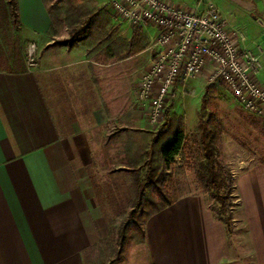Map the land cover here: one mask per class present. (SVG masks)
Returning <instances> with one entry per match:
<instances>
[{"label": "crops", "instance_id": "0c3cea01", "mask_svg": "<svg viewBox=\"0 0 264 264\" xmlns=\"http://www.w3.org/2000/svg\"><path fill=\"white\" fill-rule=\"evenodd\" d=\"M97 1L109 7L110 0ZM168 1L192 11L217 6L229 28L245 33L243 46L261 47L256 78L264 86V0ZM6 2L0 0L3 17L10 13ZM17 13L16 53L8 50L6 65L0 63V264H86L85 252L111 232L106 208L112 205L105 208L107 198L97 194L93 169L111 167L123 184L130 169L123 137L155 126L148 104L136 98L140 78L123 86L125 58L89 52L84 41H56L44 0H17ZM122 23L133 33L135 27ZM136 29L147 30L152 42L157 36L151 23ZM67 34L65 26L59 37ZM29 42L38 50L34 67L27 62ZM240 138L230 134L229 154ZM132 139L131 155L138 134ZM237 178L242 239L228 233L196 191L148 215L144 240L127 243L117 264H264V158L240 167Z\"/></svg>", "mask_w": 264, "mask_h": 264}, {"label": "trees", "instance_id": "16d2710c", "mask_svg": "<svg viewBox=\"0 0 264 264\" xmlns=\"http://www.w3.org/2000/svg\"><path fill=\"white\" fill-rule=\"evenodd\" d=\"M44 1L49 4V13L52 18L51 31L56 33L63 26H67L69 34L60 40L61 43L84 41L83 46L90 47L89 52L100 51L108 58L117 59L126 58L133 50L141 49L140 40H134L140 31L135 27L131 38L119 35L118 26H114L111 22L107 5L100 4L97 0H63L59 6L53 2L50 3V0ZM6 4L10 13L5 17L0 16V63L2 65H6L8 50H11V55L16 53L15 45L19 42V34L16 32L19 25L17 0H7ZM2 8L3 6H0V9ZM207 100V95L204 93L197 110L195 142L198 146V157L195 170L198 179L211 190L213 197L219 203V208H213V211L225 223L230 234L234 215L230 211L231 205L228 198L232 194V189L235 188V176L232 169L219 159L220 130L213 124L215 114L208 110ZM162 120L154 129L134 131L139 136V143L138 150L133 151L132 155L130 152L132 147L137 146L132 139L136 137V134H128V139L123 137L122 146L129 153L126 162L130 165V169L129 175L126 176V184L132 207L122 219L118 231L113 229L107 238L85 252L86 264H117L125 250L128 230L131 226L139 232L135 235L137 242L145 238V231L138 219V214L145 210L146 205L150 206L148 214L150 215L172 204L180 196L167 169L170 162L177 155L183 154L186 149L185 126L177 112H170L166 108ZM168 181L169 186L166 187ZM154 190L157 192L156 198L152 196Z\"/></svg>", "mask_w": 264, "mask_h": 264}, {"label": "built area", "instance_id": "2783aa9c", "mask_svg": "<svg viewBox=\"0 0 264 264\" xmlns=\"http://www.w3.org/2000/svg\"><path fill=\"white\" fill-rule=\"evenodd\" d=\"M115 20L131 27L151 23L157 36L150 67L136 87V97L149 106V121L158 126L166 100L178 81L203 76L224 85L241 106L264 116V86L257 81L263 67L261 47L243 46L246 35L229 28L218 7L192 11L168 0H110ZM27 62L37 64V46L29 42Z\"/></svg>", "mask_w": 264, "mask_h": 264}, {"label": "rangeland", "instance_id": "374dc122", "mask_svg": "<svg viewBox=\"0 0 264 264\" xmlns=\"http://www.w3.org/2000/svg\"><path fill=\"white\" fill-rule=\"evenodd\" d=\"M99 1L102 2L103 0ZM49 2H53V4H55L56 6H59L62 4L63 0H50ZM108 6V9H110L111 11L110 13L113 14L111 2L108 4ZM115 23H118L120 25L119 32L122 36L126 38L132 37L133 33L130 30L125 29V27L122 25V21L115 20ZM64 27L65 26H63L57 32L59 33V36L64 30ZM152 31L153 30H151V32ZM16 32L17 34H20L19 29ZM68 34L65 37H67ZM59 36L58 38H55L56 41L60 42V40H63L65 38ZM134 40H140L141 49L138 48L136 50H133L131 54L125 58L124 66L125 68H127V71L125 69L123 78V86L125 89L129 86V83L131 81L135 82L141 77L143 72L150 67L152 61L151 58L153 54V49H149V46H151L150 44L152 42L150 40L149 32H147V30L140 31V34L135 36ZM196 79H188L185 82L178 81L176 85L171 89L170 94L166 100L165 108L168 109V111L170 112H177V114H179V116L182 118V123L184 122L185 133L187 135L186 149L184 153L181 155H177L174 160L170 162L167 171L170 174L169 177L175 183L179 195H185L186 193L200 191L204 193L212 209L219 208L220 205L213 197L211 190L207 189L202 184V182L198 179L195 170V163L198 157V146L195 142L197 110L200 106L203 94L206 93L208 98V110L215 114L213 124L216 125L220 130L218 140V146L220 151L219 159L232 169V172L235 176V188L232 189V194L228 198V202L231 205L230 211L234 215L233 228L231 234H237L236 239H242V233H244V231L242 227L243 223L241 220V199L237 185V173L240 167H246L264 158V117L256 116L252 112L244 109L238 102V100L233 95H231L230 91L224 85L216 82H210L206 78L204 79V82H196ZM131 92L133 95L134 93L132 89ZM138 102L140 104L144 103L141 101ZM245 127L251 130V136H249L247 131H245ZM234 131H237V133L241 136L240 140H243V142H241L242 144L237 146V149H232V154H229V147L227 145V142L229 140L230 134ZM232 155L233 157H237L238 159H231ZM110 168L111 167H100L97 169H93L97 170L96 175H93V179L97 185V194L99 195V197H103L104 199L107 198V201L103 203V205H105V208L111 205L113 207L115 205L117 206L114 208H112V206L110 208L107 207L106 210L109 213L110 217L111 231H113V229L115 231H118L121 227L122 219L126 217L132 207V202L127 194L128 188L126 184V176H128L129 174L123 172V186L121 179L118 177L116 178L114 176V174L116 175V173H110ZM120 174L121 173L119 172L118 175ZM242 181L245 180L242 179ZM258 183L260 182H253V184ZM245 184L251 185L252 183L245 181ZM243 185L244 184L242 182L241 187H244ZM167 186H169V181L166 183V187ZM156 193L157 192L155 190L152 193V196L155 198L157 197ZM149 212L150 206L146 205L145 210L138 214V219L143 228V222H145V219ZM138 233L139 232H137L136 229L134 230V228L131 226V229L128 230L126 243L137 242L135 240V235Z\"/></svg>", "mask_w": 264, "mask_h": 264}]
</instances>
